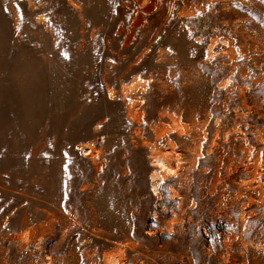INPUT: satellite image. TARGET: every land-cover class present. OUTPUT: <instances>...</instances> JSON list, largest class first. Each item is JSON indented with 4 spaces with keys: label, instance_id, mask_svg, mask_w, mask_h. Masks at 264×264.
<instances>
[{
    "label": "rangeland",
    "instance_id": "obj_1",
    "mask_svg": "<svg viewBox=\"0 0 264 264\" xmlns=\"http://www.w3.org/2000/svg\"><path fill=\"white\" fill-rule=\"evenodd\" d=\"M0 264H264V0H0Z\"/></svg>",
    "mask_w": 264,
    "mask_h": 264
},
{
    "label": "bare ground",
    "instance_id": "obj_2",
    "mask_svg": "<svg viewBox=\"0 0 264 264\" xmlns=\"http://www.w3.org/2000/svg\"><path fill=\"white\" fill-rule=\"evenodd\" d=\"M157 162H158L159 164L163 165V162H162V161H158V160H157ZM152 189H156V186H153Z\"/></svg>",
    "mask_w": 264,
    "mask_h": 264
}]
</instances>
